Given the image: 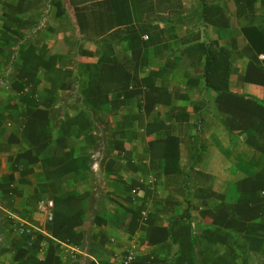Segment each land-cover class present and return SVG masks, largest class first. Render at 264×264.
Wrapping results in <instances>:
<instances>
[{"label": "crops", "instance_id": "obj_1", "mask_svg": "<svg viewBox=\"0 0 264 264\" xmlns=\"http://www.w3.org/2000/svg\"><path fill=\"white\" fill-rule=\"evenodd\" d=\"M189 6L0 0V264H264V0Z\"/></svg>", "mask_w": 264, "mask_h": 264}, {"label": "trees", "instance_id": "obj_2", "mask_svg": "<svg viewBox=\"0 0 264 264\" xmlns=\"http://www.w3.org/2000/svg\"><path fill=\"white\" fill-rule=\"evenodd\" d=\"M229 53L223 49H207L205 61V76L206 83L215 90L225 89L226 85L223 83L224 78L229 75L230 60Z\"/></svg>", "mask_w": 264, "mask_h": 264}, {"label": "rangeland", "instance_id": "obj_3", "mask_svg": "<svg viewBox=\"0 0 264 264\" xmlns=\"http://www.w3.org/2000/svg\"><path fill=\"white\" fill-rule=\"evenodd\" d=\"M182 1L183 0H175V10H176L178 16L176 18H174V19L182 21L183 24L187 23L189 20H193L194 17L196 18V17L200 16V14L202 15L203 14V10H205V8H206V7H204L203 9H201V8H199V9L196 8L195 9L193 6H189L192 0H185L188 4H186L187 8H184V6H182L181 4H178V3H181ZM200 1L201 2H204V1L208 2L210 0H200ZM241 10H242L241 15L243 16V20H242V23H240V24H243V25H251V24L255 23L256 21L261 20L262 17H264V14H262L259 18H255V16L254 17H251V16L249 17L246 14L245 8H240V11ZM238 11H239V9H238ZM197 23L199 24V22H197ZM200 23H201V26H202V23H203L202 20H201ZM148 260H153V259H148Z\"/></svg>", "mask_w": 264, "mask_h": 264}, {"label": "built area", "instance_id": "obj_4", "mask_svg": "<svg viewBox=\"0 0 264 264\" xmlns=\"http://www.w3.org/2000/svg\"><path fill=\"white\" fill-rule=\"evenodd\" d=\"M39 207L49 221L53 219L52 209L54 207V203L52 201L42 200L39 203Z\"/></svg>", "mask_w": 264, "mask_h": 264}]
</instances>
